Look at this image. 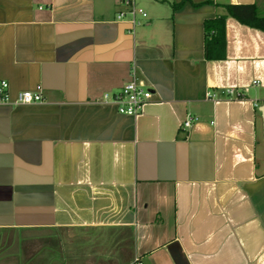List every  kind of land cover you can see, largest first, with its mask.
<instances>
[{
	"label": "crops",
	"instance_id": "1",
	"mask_svg": "<svg viewBox=\"0 0 264 264\" xmlns=\"http://www.w3.org/2000/svg\"><path fill=\"white\" fill-rule=\"evenodd\" d=\"M221 3L264 17V0H135L134 24L123 0H0V232H129L127 264H264V32L228 16L206 59ZM132 69L152 92L134 117L98 101Z\"/></svg>",
	"mask_w": 264,
	"mask_h": 264
},
{
	"label": "rangeland",
	"instance_id": "2",
	"mask_svg": "<svg viewBox=\"0 0 264 264\" xmlns=\"http://www.w3.org/2000/svg\"><path fill=\"white\" fill-rule=\"evenodd\" d=\"M131 234L57 228L28 234L0 232V260L16 264H127Z\"/></svg>",
	"mask_w": 264,
	"mask_h": 264
},
{
	"label": "built area",
	"instance_id": "3",
	"mask_svg": "<svg viewBox=\"0 0 264 264\" xmlns=\"http://www.w3.org/2000/svg\"><path fill=\"white\" fill-rule=\"evenodd\" d=\"M125 6L124 10L117 12L116 18L118 20L123 19L126 15L130 16V22L134 24L136 21V15L146 17V12L136 6L135 0H123ZM8 83L6 80H0V102H9ZM151 89L143 80H141L134 69L130 73V77L122 86L115 91L103 92L99 98V102L102 104H109L116 108L117 112L126 116L139 115L144 106L149 102L151 98ZM42 100L41 90L38 88L35 91L24 90L18 92L15 103L18 104H31L40 102ZM196 120L194 117L187 116L182 125L184 128H189L192 122ZM133 264H140L135 261Z\"/></svg>",
	"mask_w": 264,
	"mask_h": 264
},
{
	"label": "trees",
	"instance_id": "4",
	"mask_svg": "<svg viewBox=\"0 0 264 264\" xmlns=\"http://www.w3.org/2000/svg\"><path fill=\"white\" fill-rule=\"evenodd\" d=\"M225 13L203 21L205 58L208 60L225 57V20L232 17L242 24L264 32V17L257 15L253 4H220Z\"/></svg>",
	"mask_w": 264,
	"mask_h": 264
},
{
	"label": "water",
	"instance_id": "5",
	"mask_svg": "<svg viewBox=\"0 0 264 264\" xmlns=\"http://www.w3.org/2000/svg\"><path fill=\"white\" fill-rule=\"evenodd\" d=\"M259 110H260L261 116H262V122H263V139H264V106H261Z\"/></svg>",
	"mask_w": 264,
	"mask_h": 264
}]
</instances>
